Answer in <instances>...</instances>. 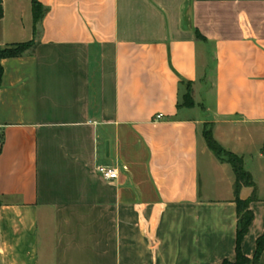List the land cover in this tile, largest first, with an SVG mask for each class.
<instances>
[{
	"label": "crops",
	"instance_id": "obj_1",
	"mask_svg": "<svg viewBox=\"0 0 264 264\" xmlns=\"http://www.w3.org/2000/svg\"><path fill=\"white\" fill-rule=\"evenodd\" d=\"M33 1L0 0V45L34 39ZM38 1L35 50L2 60L0 264L234 262L236 176L208 147L206 122L255 180L256 192L240 190L256 196L242 243L253 258L264 235V0ZM182 80L194 107H178Z\"/></svg>",
	"mask_w": 264,
	"mask_h": 264
},
{
	"label": "trees",
	"instance_id": "obj_2",
	"mask_svg": "<svg viewBox=\"0 0 264 264\" xmlns=\"http://www.w3.org/2000/svg\"><path fill=\"white\" fill-rule=\"evenodd\" d=\"M47 12V8L44 7L42 3L38 0L33 1V16L35 24V37L38 34V25L41 23L44 15ZM3 15V9L0 5V18ZM26 41V42H16L6 44L4 46L0 45V86L2 83V76L4 68L2 65V60L10 57L22 56L28 52H33L36 48L37 42L36 38ZM196 37L199 40H205L206 38L196 30ZM182 84L185 86V92L182 96L181 102L178 107H194L196 101L193 95L194 87L193 82L182 80ZM212 122H206L203 127V136L210 150L216 155V157L222 161L229 163L235 173V200L238 207V226H237V245H236V260H224L222 264H259V259L262 251L264 250V235H262L257 240V249L253 258H248L242 251V243L244 237L248 231V228L253 220L254 214L249 207L250 202L256 198L255 193L252 197L244 199L240 196V190L247 186L253 187L254 192H256V183L252 174L246 170L244 166V159L242 156L226 149L223 147L214 137ZM264 154V146H263Z\"/></svg>",
	"mask_w": 264,
	"mask_h": 264
},
{
	"label": "built area",
	"instance_id": "obj_3",
	"mask_svg": "<svg viewBox=\"0 0 264 264\" xmlns=\"http://www.w3.org/2000/svg\"><path fill=\"white\" fill-rule=\"evenodd\" d=\"M163 117L164 115L162 113H159L156 115L155 119L159 120ZM96 172L105 180L114 181L120 175V168L113 164H98L96 166Z\"/></svg>",
	"mask_w": 264,
	"mask_h": 264
},
{
	"label": "rangeland",
	"instance_id": "obj_4",
	"mask_svg": "<svg viewBox=\"0 0 264 264\" xmlns=\"http://www.w3.org/2000/svg\"><path fill=\"white\" fill-rule=\"evenodd\" d=\"M204 88H205V86L203 84H201L197 93L199 94V92H202ZM193 95H194V98L196 101V92L195 91L193 92ZM199 101L201 102V99Z\"/></svg>",
	"mask_w": 264,
	"mask_h": 264
},
{
	"label": "water",
	"instance_id": "obj_5",
	"mask_svg": "<svg viewBox=\"0 0 264 264\" xmlns=\"http://www.w3.org/2000/svg\"><path fill=\"white\" fill-rule=\"evenodd\" d=\"M107 151H109L108 145H107Z\"/></svg>",
	"mask_w": 264,
	"mask_h": 264
}]
</instances>
